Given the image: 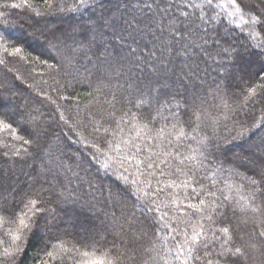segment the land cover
<instances>
[{
	"label": "trees",
	"instance_id": "16d2710c",
	"mask_svg": "<svg viewBox=\"0 0 264 264\" xmlns=\"http://www.w3.org/2000/svg\"><path fill=\"white\" fill-rule=\"evenodd\" d=\"M194 2L202 7L188 11L203 14L208 23L196 22L201 29L219 34L221 47L234 49L231 55H217L213 44L206 46L211 58L198 50L191 58L168 52L160 57L156 45L162 33L154 21L167 24L170 16L159 9L169 4L173 5L169 12L178 17L177 0H95L86 7H78V0H0V116L7 117L6 122L23 137L17 140L10 132L0 133V217L4 218L0 264H73L79 258L75 249L85 246L110 251L112 258H118L116 264H180L175 257L183 233L190 235L197 221L206 228L210 224L186 207L188 202L198 203L200 196L207 205L202 215L212 214L219 226H228L233 240L227 246L242 249L235 264H264L260 235L264 190L253 198L254 187L248 180L259 181L258 173L264 169V47H254L264 44V32L255 26L259 35L254 41L249 35L251 23L240 24L223 0H213L218 5L214 9L202 0ZM146 3L153 8L144 7ZM236 5L249 17L259 11L249 12L248 0H236ZM128 22L138 23L137 30L128 28ZM90 24L95 25L94 32ZM81 43L90 46V58L77 50ZM15 47L22 51L10 54ZM130 49L142 57L156 51L158 59L171 61L168 67L174 74L156 83L158 77L149 63L143 58L137 61ZM196 64L189 79L185 73ZM251 88L257 89L255 102L245 104ZM148 89L153 95L158 92L160 101H170L161 115L155 111L158 104L135 106ZM193 97L197 98L193 110L201 112L195 132V119L189 122L186 107L179 110V122L169 116L177 111L176 104L190 105ZM224 102L235 111L226 110ZM204 112L219 119L213 124ZM146 121H151L153 131L137 141L140 151L135 152L123 140L134 136V124ZM181 126L189 138H176ZM97 127L100 131L93 132ZM158 129L163 135H156ZM242 130L247 134L237 137ZM204 137L206 147L200 143ZM105 139L113 147L103 144L105 155L97 161L84 141L91 145ZM17 150L19 155H14ZM167 152L171 156H165ZM133 153L135 158L124 160L121 167V159ZM106 159L112 165L108 170L102 167ZM160 160L167 165L147 168L149 162ZM181 173L193 176L188 187L166 186L168 180L188 178ZM208 191L221 200L228 195L239 206L217 216L211 207L216 197L204 194ZM31 199H37L41 209L39 227L34 226L26 240L13 241L9 229L18 227L17 218L27 211L25 204ZM245 204L248 207L241 211ZM253 207L259 210L253 212ZM17 245L20 252L6 259L4 250Z\"/></svg>",
	"mask_w": 264,
	"mask_h": 264
},
{
	"label": "snow or ice",
	"instance_id": "6c2138e0",
	"mask_svg": "<svg viewBox=\"0 0 264 264\" xmlns=\"http://www.w3.org/2000/svg\"><path fill=\"white\" fill-rule=\"evenodd\" d=\"M95 0H78V7H86L93 4ZM231 4H236V0H229ZM25 3H27V0H25ZM203 5H206L209 9H214L218 5L214 4L213 0H202ZM249 4V12H254L256 9H258V13L251 16V31L249 35L252 37V39L255 41L257 39V36L259 33L256 32V27L259 26L261 32H264V0H248ZM173 5L169 4L168 8H160L159 10L161 12H164L165 15H169L170 19L168 20L166 25H161L159 19H155L156 27L160 28L162 35L158 38L159 44L156 45V47L160 48L161 51L159 53L160 57L164 56L165 52H168L174 56H188L189 58L195 56L198 54L197 50L199 52H202L205 56L211 58V51L208 47V45H215L216 46V54L220 55L221 53H228L231 55V52L234 51L230 46L229 47H221V37L219 34H215L213 32H209L207 28L201 29V26L199 23H197V20H203L205 24L208 23V20H204L203 14L200 16H195L193 12L188 11V9H200L202 7V4L195 3L194 0H177V8H178V17L176 15H172L169 12V9ZM12 7H18V5H13ZM48 7L51 8L52 5L49 3ZM118 8V6H116ZM134 7H138V5H134ZM144 7L151 10L153 8V5L151 3H146ZM73 11H76L77 8H73ZM241 8L239 5L236 6V13L241 12ZM39 14V13H37ZM234 14V13H229ZM135 19V18H134ZM208 19H215L214 16H209ZM108 20H105V25L108 24ZM89 27L94 32L95 31V25L90 24ZM138 27L137 24H133L132 22H128V28L132 29L133 31H136ZM131 35V33H129ZM3 37H0V40H2ZM173 45H177L179 47H173ZM0 47H3V45H0ZM254 47H264V44H255ZM78 51H81L86 58L89 57V53L91 52V48L88 44L81 43L79 46ZM5 51L7 49L5 48ZM21 48L15 47L12 49V53L10 54H19L21 52ZM130 54L135 56L137 61H140L142 58L146 60L149 63V67L152 68L154 74L158 77L156 83H159L161 80L167 81L170 79L169 73L174 74V71L172 68L168 67V64L171 63V61H168L167 64L164 60L158 59L157 52L152 51L147 54L146 57H142L140 55H136V49H130ZM163 64V67H159L158 65ZM95 66V65H94ZM139 66V65H137ZM186 67H189L188 65H185ZM196 68H198V64L192 66L189 68V71L185 73L186 76L189 77V79L192 78L193 74L196 72ZM264 71V69H262ZM178 78V81L179 82ZM162 87H167V84L161 85ZM130 87V86H129ZM153 90L148 89L146 93H142L140 98L136 101V107L140 108L142 106L148 105H155L158 104L159 107L155 109L157 115H161V110L165 107H169L170 101L168 99H165L164 101H160L159 96L160 94L157 92L156 95L152 94ZM257 95V89L251 88L248 90V95L245 97L244 102L247 104L249 100H252L255 102L254 97ZM127 99V98H126ZM174 99V97H173ZM196 97H193L192 104L184 106L180 104H176L175 108L177 109L176 112H169V116L174 120L179 122L180 116H179V110L181 108L186 107V110L190 112L189 116V122L191 123L193 121V118L195 119V123L197 127L193 128L192 131H197V128L199 126V123L201 122V112L199 108H196L193 110V106L196 102ZM111 103V101H109ZM203 103V101H201ZM219 107V105H217ZM223 107L226 110L235 111L234 109H230V106L227 104V102H224ZM114 115V113L109 114ZM127 115V113H125ZM203 116L205 119H212L213 124L217 122L219 119L218 117H211V115L207 112L203 113ZM225 119L228 118L227 111L224 114ZM168 117H165L167 119ZM61 119H63V116H61ZM123 120V117L120 118ZM153 120L156 119L155 116L152 117ZM132 120L137 121L136 114L132 115ZM7 117L0 116V133H3L5 131L10 132L12 136L17 139L21 140L23 137L19 136L17 134V129L12 126V124L6 122ZM117 126L119 127L120 121L118 120ZM151 121H146L144 123L137 122L133 125L134 129V136L132 138H126L123 140V143L130 148H133L135 152L140 151V147L137 144L138 140L144 139L147 135V133H150L153 131V129L150 127ZM173 128H176V123H174ZM147 130V131H145ZM100 129L94 128L93 132H99ZM105 132H108L109 129L105 128ZM120 131H123V129H120ZM247 134V130H242L237 132V137L243 136ZM77 135H80L77 133ZM156 135L160 136L163 135V129L156 130ZM181 137L189 138L187 133L184 131V128L181 126L179 128V131L177 132L176 138L179 139ZM207 141V137H204L200 140L201 144H204L205 147ZM24 143L28 144L30 143L29 140L24 139ZM86 146H88L92 152L94 157L99 161V158L101 155H105L103 144H107L109 149H112V141L105 139L102 143H92L91 145H87V141H84ZM171 141H169V144ZM14 155H19V151L13 153ZM165 156H171L170 152L164 153ZM203 156V153H201ZM135 158L134 153L131 156H124L121 161V167L123 166V161L126 159H132ZM206 158V157H205ZM108 159H111L110 157ZM149 161L152 160V157L149 156L147 158ZM191 159V158H190ZM137 163H142V161H137ZM166 160H160L158 163L156 162H149L147 164V168L152 169L153 167L159 168L160 164H166ZM183 163V161H181ZM102 167L105 170H108L112 167L110 163H108V160L106 159ZM198 170V169H197ZM127 171V169H125ZM177 172H181L180 169L176 170ZM191 171V170H190ZM170 175L172 173H169ZM183 175H186L188 178L177 182L176 180H168L166 182V186L169 188L172 187H188L189 183L192 181L193 176L188 175V173H181ZM149 175H155V173H149ZM159 175L164 176L165 173L161 171ZM258 175L260 176V180H256L252 177H249L248 180L250 182V185L254 187L253 192V198H255V194L261 192L264 190V169H262ZM124 180H128L129 177L124 176L122 177ZM132 184H136V180L131 181ZM215 185H213L214 187ZM229 187H231L229 185ZM137 191H141L139 188ZM193 192H196V188L192 189ZM203 191V189H202ZM221 192L223 190L221 189ZM204 194L210 196V197H216V193L214 191H208ZM39 195V193L37 194ZM147 195V193H145ZM199 195V194H198ZM38 200L37 199H31L25 204V208L27 211H21L20 216L18 219V227H16L14 230L9 229V234L11 235V238L13 241H21L22 239H27L28 235L31 234L33 231L34 226L39 227V213L41 211L40 208L37 207ZM239 206V202H236V204H233L232 198L228 195H223L222 200L220 197H216L211 202L212 212L215 213L217 216H225L228 211H234ZM186 207L188 209L193 210V212L200 216L201 219H206L210 222L209 226L206 228L204 224L199 223L197 221V224L193 226L192 232L189 235L187 232L183 233V236L185 237L183 239V243L178 245L179 251L176 254V259L180 261V264H235V260L238 257H241L243 255L242 249L240 247L231 248L228 247L233 237L230 232V228L228 226H219L216 222V219H214V216L212 214L209 215H202L205 211V208L207 207L206 201L203 198V196H200L198 203L188 202ZM248 205L245 204L243 207H240V210L243 211L244 208H247ZM253 212L258 211L259 209L257 207H253L251 209ZM32 213L30 216L28 213ZM4 222V218L0 217V225H2ZM173 231H176L173 229ZM178 235L181 233L177 232ZM261 236H264V231L260 232ZM139 238V237H137ZM175 239V237H173ZM219 244L220 248L217 251L215 249V244ZM55 247V246H54ZM20 247L17 245V247L9 251L8 249H5L3 252V255L6 259L13 258L17 252H20ZM63 251H67V249H62ZM76 253L78 254V259L73 260V264H116V259L111 257L110 251L103 250V251H97L94 247L91 250H87V246H85V249H75ZM201 252H203V255H201ZM213 253L215 255L213 256ZM48 256L52 257L53 253L48 252ZM181 256L184 258L181 259Z\"/></svg>",
	"mask_w": 264,
	"mask_h": 264
},
{
	"label": "rangeland",
	"instance_id": "374dc122",
	"mask_svg": "<svg viewBox=\"0 0 264 264\" xmlns=\"http://www.w3.org/2000/svg\"><path fill=\"white\" fill-rule=\"evenodd\" d=\"M224 3H226L227 7H228V10L231 12V13H234V15L237 17V21L240 23V24H243L244 26L247 25V23H250L251 21V16L249 17L248 15H246L244 12H239V13H236V4H231L229 2V0H223ZM183 259V258H182Z\"/></svg>",
	"mask_w": 264,
	"mask_h": 264
}]
</instances>
